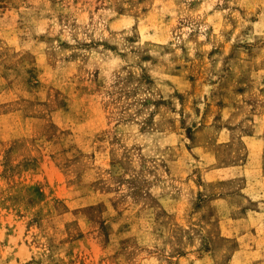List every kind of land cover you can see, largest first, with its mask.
<instances>
[{"label": "rangeland", "instance_id": "374dc122", "mask_svg": "<svg viewBox=\"0 0 264 264\" xmlns=\"http://www.w3.org/2000/svg\"><path fill=\"white\" fill-rule=\"evenodd\" d=\"M0 264H264V0H0Z\"/></svg>", "mask_w": 264, "mask_h": 264}]
</instances>
